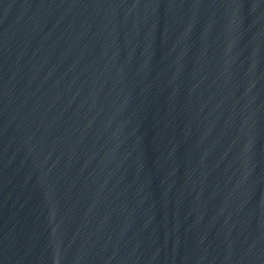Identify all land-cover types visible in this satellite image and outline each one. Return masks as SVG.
Segmentation results:
<instances>
[{
	"label": "water",
	"instance_id": "obj_1",
	"mask_svg": "<svg viewBox=\"0 0 264 264\" xmlns=\"http://www.w3.org/2000/svg\"><path fill=\"white\" fill-rule=\"evenodd\" d=\"M36 0H0V264H31Z\"/></svg>",
	"mask_w": 264,
	"mask_h": 264
}]
</instances>
